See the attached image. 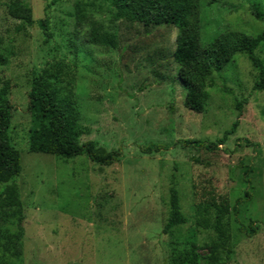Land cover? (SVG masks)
<instances>
[{
	"label": "rangeland",
	"instance_id": "obj_1",
	"mask_svg": "<svg viewBox=\"0 0 264 264\" xmlns=\"http://www.w3.org/2000/svg\"><path fill=\"white\" fill-rule=\"evenodd\" d=\"M12 1L0 0V103L12 107L8 134L20 152L14 182L20 205L0 207V238L23 229L18 263L171 264L196 227L195 210L207 207L213 219L212 201L225 198L233 249L226 264H264V90L253 89L257 72L245 55L236 53L211 74L197 113L184 105L177 80L174 27L110 23L109 8L97 1L76 33L77 0H18L31 9V25L9 13ZM44 17L49 39L38 24ZM94 20L116 31L117 48L84 40ZM200 23L202 47L225 30L250 36L264 30L250 0H200ZM256 55L264 61V45ZM58 61L75 62L74 78L51 87L71 102L68 116L83 130L80 143L116 152L111 164L28 150L31 78ZM237 100L246 101L241 112ZM173 177L187 222L170 236L163 226ZM249 224L257 226L251 236ZM196 229L195 248L204 255L211 232Z\"/></svg>",
	"mask_w": 264,
	"mask_h": 264
},
{
	"label": "trees",
	"instance_id": "obj_2",
	"mask_svg": "<svg viewBox=\"0 0 264 264\" xmlns=\"http://www.w3.org/2000/svg\"><path fill=\"white\" fill-rule=\"evenodd\" d=\"M100 1L109 8L110 23L124 20L140 23L144 26L170 25L177 31L176 46L172 57L177 65V80L184 90V105L190 110L200 113L207 99L206 83L213 72L219 73L229 64L236 53H243L257 72L253 84L254 90H264V61L256 55V50L264 45V30L255 36L241 31L225 30L211 39L205 47L200 43V0H77L74 6L75 31L86 19L88 9ZM9 13L27 25L34 23L31 9L18 0L6 4ZM253 16L264 23V6L260 0H250ZM46 39L48 19L38 20ZM84 40L92 45L117 48L118 37L114 29H105L92 21ZM1 59V58H0ZM75 62H54L50 66L36 72L30 81L27 92V108L31 122L28 131V150L58 155L64 160L86 155L89 160L100 165L111 164L116 152H105L96 147L94 141L80 143L83 133L75 118L68 116L71 102L61 97L53 89L50 82H58L74 78ZM245 100H237L236 108L241 112ZM11 105L0 103V207H17L20 205L15 179L21 171L20 152L11 143L8 129L11 120ZM237 120L223 132L217 141L222 143L233 133ZM248 145L249 143L246 142ZM184 145L199 147L201 143L184 140ZM215 143L207 145L208 148ZM214 218L210 219L207 207L197 208L194 219L195 226L208 230L211 235L205 242V254L201 255L195 248L196 227L190 228L185 237V245L171 256V264H226L233 249L230 245L231 231L229 213L230 206L225 198L212 201ZM236 212V207H233ZM187 222L180 206V197L175 177L172 178L168 191V215L163 226V233L170 236L174 229ZM264 227V222H263ZM257 226L249 224L246 230L253 235ZM23 229L14 235L7 234L0 238V264H19L23 255Z\"/></svg>",
	"mask_w": 264,
	"mask_h": 264
},
{
	"label": "clouds",
	"instance_id": "obj_3",
	"mask_svg": "<svg viewBox=\"0 0 264 264\" xmlns=\"http://www.w3.org/2000/svg\"><path fill=\"white\" fill-rule=\"evenodd\" d=\"M87 27H88V26H87V25H85V30H87Z\"/></svg>",
	"mask_w": 264,
	"mask_h": 264
}]
</instances>
